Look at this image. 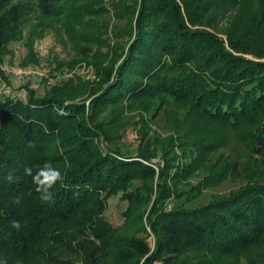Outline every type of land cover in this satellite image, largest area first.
I'll use <instances>...</instances> for the list:
<instances>
[{"label": "trees", "instance_id": "1", "mask_svg": "<svg viewBox=\"0 0 264 264\" xmlns=\"http://www.w3.org/2000/svg\"><path fill=\"white\" fill-rule=\"evenodd\" d=\"M238 2L18 0L0 7V50L23 33L28 9L38 12L40 29L54 20L68 30L90 28L102 15L119 20L113 44L103 37L107 30L85 34L98 50L107 49L96 60L89 102L70 101L65 86L42 97L31 92L0 100V264H193L188 254L194 251L202 254L195 264H219L220 256L245 251L264 264V38L220 27ZM92 45L81 51L90 55ZM167 98L241 129L255 178L208 203L167 208L190 163L186 169L167 150L155 161L147 134L139 152L125 154L110 144L109 128L99 120L109 105ZM45 162L63 176L48 201L24 174L26 166L35 172ZM119 193L141 205L155 194L146 215L153 244L107 220L108 200Z\"/></svg>", "mask_w": 264, "mask_h": 264}, {"label": "rangeland", "instance_id": "2", "mask_svg": "<svg viewBox=\"0 0 264 264\" xmlns=\"http://www.w3.org/2000/svg\"><path fill=\"white\" fill-rule=\"evenodd\" d=\"M16 1L0 0V7ZM38 18L37 11L26 10L23 33L8 40L0 50V100L8 95L26 99L31 92L42 97L65 86L70 101L89 102L90 84L97 78L96 60L107 49L98 50L94 41H85V34L107 30L103 37L113 44L116 38L112 29L119 20L112 15H102L93 20L90 28L76 26L68 30L61 20H54L50 26L40 29ZM220 27L264 38V0H239L233 9L221 16ZM89 36L95 39L94 34ZM85 44H93L90 55L81 51ZM25 70L32 72L24 74ZM99 120L109 128L110 144L125 154L139 152L144 145L143 135L147 134L148 145L157 155L155 161H161L167 150L169 156H174L186 169L184 164L190 163L187 173L178 174L177 191L167 200V208L201 205L229 195L252 179L250 177L255 178L258 172L250 159L251 152L242 130L208 117L187 101L167 98L159 103L157 99H142L109 105L99 115ZM194 138L201 143L191 141ZM189 146H192L189 152H183ZM207 147L211 150H205ZM204 151L208 152L206 157H202ZM135 184L140 186L141 182ZM154 199L155 194L148 205H141L139 201L130 204L122 193L116 194L108 200L105 217L119 232H139L153 244L154 236L146 215ZM144 225L147 226L145 232L141 231ZM188 257L195 264L202 254L194 251ZM218 262L256 264L246 251L222 255Z\"/></svg>", "mask_w": 264, "mask_h": 264}, {"label": "clouds", "instance_id": "3", "mask_svg": "<svg viewBox=\"0 0 264 264\" xmlns=\"http://www.w3.org/2000/svg\"><path fill=\"white\" fill-rule=\"evenodd\" d=\"M24 174L31 176L32 183L36 186L35 190L41 194V199L48 201L52 198L51 189L58 182L63 180L61 171L54 167L50 162H45L43 166H36V170L32 166H26L24 168ZM8 179L12 180L13 176L11 172L8 175ZM22 200L21 196H17L14 202L19 204ZM13 226L16 228L20 227L18 221L13 222Z\"/></svg>", "mask_w": 264, "mask_h": 264}, {"label": "built area", "instance_id": "4", "mask_svg": "<svg viewBox=\"0 0 264 264\" xmlns=\"http://www.w3.org/2000/svg\"><path fill=\"white\" fill-rule=\"evenodd\" d=\"M32 71L31 70H25V73L24 74H28V73H31ZM23 73V72H21Z\"/></svg>", "mask_w": 264, "mask_h": 264}]
</instances>
